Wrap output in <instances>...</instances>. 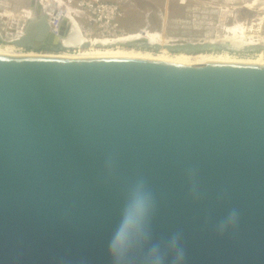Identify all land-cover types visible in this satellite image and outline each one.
Here are the masks:
<instances>
[{
	"label": "water",
	"instance_id": "water-1",
	"mask_svg": "<svg viewBox=\"0 0 264 264\" xmlns=\"http://www.w3.org/2000/svg\"><path fill=\"white\" fill-rule=\"evenodd\" d=\"M35 16L13 45L51 35ZM60 36L49 50L69 49ZM141 187L150 207L116 256ZM175 236L183 264H264V63L0 54V264H176Z\"/></svg>",
	"mask_w": 264,
	"mask_h": 264
},
{
	"label": "rangeland",
	"instance_id": "rangeland-1",
	"mask_svg": "<svg viewBox=\"0 0 264 264\" xmlns=\"http://www.w3.org/2000/svg\"><path fill=\"white\" fill-rule=\"evenodd\" d=\"M4 1L9 3L8 5L11 8V6L13 5V1L3 0V2ZM61 1L64 2L65 5L67 4L66 8L70 7L72 9L76 8L79 11H84V14L82 16H75V14H73V16H75L74 18L79 27V30H83L80 31V34L81 36L84 35L85 39H103L104 37L107 39H115L116 37L124 35V33H132L135 30L145 28L151 32L153 31L162 33L164 37L173 38L174 41H200L203 39L205 40L206 38H212L211 36H214L215 33L222 34L223 30L220 26H230L233 25L235 21L243 24L247 29L246 32L250 35H264V20H262V22H259V17H263L262 14L264 12L258 11L256 9L249 10L247 8H244V1L247 2L246 0H230L232 1L230 3H225L224 0ZM57 3L60 4L61 2L57 1ZM4 6V4L0 3V15H2L1 13L4 10ZM19 7L21 10L25 8L23 4H21ZM101 7L108 8L109 12H111L109 13V17L106 16ZM226 7L228 8L227 16H225L221 21L222 23H220L217 12L220 9H227ZM57 9L63 10L62 7H59ZM24 22V19L21 17L12 18L4 17L3 15L0 16V46L13 45L12 41L19 37V33L23 28ZM249 29L251 30L249 31ZM117 46L118 45H111L112 48ZM131 48L132 47H129L128 49ZM15 49L17 51L21 50L24 53L33 52L31 50H26L18 46H16ZM132 49L150 52V50L145 49ZM241 49L243 48L234 50L235 53L233 50H221L218 52L205 53L202 52L197 53L196 55H193L189 58L194 59L199 54H223L226 52L232 57L253 59L256 58L260 52H263L264 54V50L262 49L256 51H244ZM79 50L82 49L76 46L72 48V51L70 50L53 52L51 50H41L36 52L34 51L33 53L58 54L67 52L70 54H76L77 52H79ZM155 53L158 52H154V54ZM167 54L171 57L177 55L169 53Z\"/></svg>",
	"mask_w": 264,
	"mask_h": 264
},
{
	"label": "bare ground",
	"instance_id": "bare-ground-1",
	"mask_svg": "<svg viewBox=\"0 0 264 264\" xmlns=\"http://www.w3.org/2000/svg\"><path fill=\"white\" fill-rule=\"evenodd\" d=\"M41 1H43L42 4H43V9H44L43 12H45V17L47 19H50V20H52L53 19L52 17L55 16L54 13L52 15H50L52 13L50 11V6L52 4H56L57 8H59V7L63 8V12L65 14V16H63V20L66 21L65 24L67 25V27L65 30H63V33L61 34L60 39H61L63 45H65L69 49L77 46V47H80L82 50H79V52H77L76 54H70L67 52L58 53V54H52V53L44 54V53H33V52L24 53L21 50L17 51L15 49V47H16L15 45H6V46L4 45V46H0V54L22 55V56H28V55H32V56L33 55L34 56H36V55L37 56H39V55L40 56H42V55L54 56L55 55L58 57L129 56V57H142V58L164 60V61H171V62L185 63V64H200V63L210 61V60H228V61H238V62H248V63H264L263 52H260L259 55L257 54L258 56L256 58H253V59L232 57L229 54H227L226 52L223 54H208V53L199 54L194 59H191L189 57H182L181 55H179V56L175 55V56L171 57L167 54L168 52L164 46L166 44H170L171 42H173L174 39L164 37L159 32H153V31L151 32L149 30H142L141 32H132V33L127 32L126 34L124 33V35L116 37L115 39H107L105 37L103 39H85L84 35L81 36V34H80V31H83V30H79L78 25H76L74 22V20H75L74 17L80 16V14H82V12L74 11L70 7L66 8L67 4L65 5L64 2H62L61 0H41ZM57 1H60L61 3L59 4V3H57ZM246 1L247 2L244 1L245 4L243 3L244 8H247L249 10L256 9L258 11L264 12V0H246ZM4 2H3V0L0 1L1 4L5 5L4 10L1 13L4 17H12V18L21 17L24 19V17L30 18L33 16V14H32L33 5L30 4V6H27L28 8H24L22 10L19 7L21 4H23V2L28 3V0H13V5L11 6V8L8 5L9 3H7V2L4 3ZM224 2L230 3L232 1L224 0ZM72 12H74V13H72ZM227 13H228V8L227 9H220L217 12L219 19H220V23H222L221 21L224 19L225 16H227ZM73 14H75V16H73ZM77 14H79V15H77ZM2 15H0V16H2ZM262 15H263V17H261V16L259 17V22H262V20H264V13ZM192 24H194V23H192ZM195 25H196V21H195ZM220 27H222V30H223L222 34L215 33L214 36H211L212 35L211 34L210 36L212 38H206L205 40L210 41V42H218V40L229 41L231 43V45H233V48H239V49L245 48V47H248L251 45H256V44L264 45V35H260V34L250 35V34H248L246 32V30H247L246 27L238 21L237 22L235 21L233 23V25H230V26L226 25V26H220ZM250 30L251 29H249V31ZM23 31L24 30L22 29L21 32L19 33V35L22 36ZM67 31H68V33H67ZM84 33H85V31H84ZM88 33H90V32H88ZM141 38L145 39L150 44L161 45L158 53L154 54V53L149 52V51L134 50L132 48L131 49L122 48L118 44L120 42L135 41V40H138ZM85 40L87 41V46H84V43H86ZM59 43H61V42L59 41ZM111 45H118L119 47L117 46V47L112 48ZM234 53H235V51H234Z\"/></svg>",
	"mask_w": 264,
	"mask_h": 264
},
{
	"label": "clouds",
	"instance_id": "clouds-1",
	"mask_svg": "<svg viewBox=\"0 0 264 264\" xmlns=\"http://www.w3.org/2000/svg\"><path fill=\"white\" fill-rule=\"evenodd\" d=\"M149 207L150 195L141 187L134 199L132 211L125 215L122 225L117 229L114 239L110 244V249L114 255L119 256L126 250L132 235L139 231L140 224L147 214ZM238 215L236 209H231L219 222L217 228L221 235L236 225ZM171 250L175 253L176 264H183L185 256L183 249L180 247L178 236L172 238ZM153 255L158 256V250H153Z\"/></svg>",
	"mask_w": 264,
	"mask_h": 264
},
{
	"label": "flooded vegetation",
	"instance_id": "flooded-vegetation-1",
	"mask_svg": "<svg viewBox=\"0 0 264 264\" xmlns=\"http://www.w3.org/2000/svg\"><path fill=\"white\" fill-rule=\"evenodd\" d=\"M11 1H13V0H11ZM39 1V2H38ZM42 2L43 1H41V0H28V3H25V2H23V5L25 6V8H28L27 6H30V4L31 5H33V8H32V14H33V16L32 17H30V18H25L24 17V25H23V28L22 29H24V27H25V25L29 22V21H32V22H34V21H36L37 20V18H36V16H35V13H38V12H42L43 13V15L45 16V12H43L44 11V9H43V4H42ZM25 3V4H24ZM27 4V5H26ZM50 11L52 12L50 15H52L53 13H54V15L55 16H53L52 18V20H50V19H47L46 17V19H47V22L50 24V26H51V29H50V31H51V35H46L45 36V38H43V40H41V41H39L40 43V45H39V47H38V50L37 51H41V50H49L48 48H50V47H53V46H55L56 45V42L57 41H55V39L53 38V34L55 35V34H57L58 33V35H61L62 33H63V30H65L66 29V27H67V25L65 24L66 23V21L65 20H63V16H65V14L63 13V10H58L57 9V5L56 4H52L51 6H50ZM74 22H75V24L77 25V23H76V21L74 20ZM142 30H147V29H145V28H142V29H139V30H135L134 32H141ZM69 31V30H68ZM68 31H67V33H68ZM50 34V33H49ZM162 34V33H161ZM21 35H19V37H20ZM61 38V37H60ZM59 41L62 43V41H61V39H59L58 40V43H59ZM200 41H202V40H200ZM186 42H193V41H173V42H171L170 44H166V45H175V44H181V43H186ZM120 43H122V42H120ZM119 44V43H118ZM120 45V44H119ZM125 47V48H129V47H132V48H137V49H145V50H150V52H158L160 49H156V50H154V49H151V48H145V47H141V46H124V45H120V47ZM164 46V45H163ZM166 50H167V52L169 53V54H177V55H181L182 57H192L193 55H196L197 53H202V52H193V53H190V54H183V53H180V52H177V51H170V50H168L167 48H166ZM233 50H236V49H234L233 48ZM242 50V49H241ZM228 51H230V50H228ZM204 52V51H203ZM207 52V51H206ZM205 53V52H204Z\"/></svg>",
	"mask_w": 264,
	"mask_h": 264
},
{
	"label": "built area",
	"instance_id": "built-area-1",
	"mask_svg": "<svg viewBox=\"0 0 264 264\" xmlns=\"http://www.w3.org/2000/svg\"><path fill=\"white\" fill-rule=\"evenodd\" d=\"M102 8V10H103V12L106 14V16L107 17H109V13H111V12H109V10H108V8L107 7H101ZM74 11L76 10V11H79V10H77L76 8L75 9H73ZM110 11H112V10H110ZM80 12H82V14H80V16H82L83 14H84V11H80ZM72 13H74V12H72ZM77 15H79V14H77ZM72 51V48H70V49H67V51ZM66 51V50H65Z\"/></svg>",
	"mask_w": 264,
	"mask_h": 264
}]
</instances>
